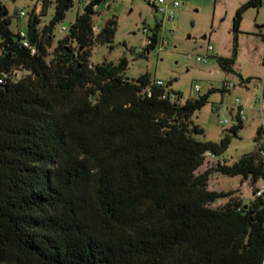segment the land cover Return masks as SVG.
Listing matches in <instances>:
<instances>
[{"label": "trees", "instance_id": "obj_1", "mask_svg": "<svg viewBox=\"0 0 264 264\" xmlns=\"http://www.w3.org/2000/svg\"><path fill=\"white\" fill-rule=\"evenodd\" d=\"M108 1L88 0L56 41L75 0H55L45 24L52 2L42 0L18 32L0 0V264H264V195L245 204L210 190L215 172L264 180L260 145L201 172L206 154L222 157L244 123L203 141L194 116L216 90L185 100L150 73L129 79L126 57L93 63L94 48H113L118 30L116 18L96 30ZM262 4L237 10L234 53L216 58L224 72H234L244 14ZM159 33L158 24L140 57ZM261 137L259 129L257 144Z\"/></svg>", "mask_w": 264, "mask_h": 264}, {"label": "rangeland", "instance_id": "obj_2", "mask_svg": "<svg viewBox=\"0 0 264 264\" xmlns=\"http://www.w3.org/2000/svg\"><path fill=\"white\" fill-rule=\"evenodd\" d=\"M8 8L15 32L26 31L30 14L34 8L38 13L43 9L42 0H2ZM179 2L175 21L170 22L158 14L146 0H109L97 8L94 17L96 29L103 28L105 22L116 18L118 30L111 45H98L94 48L92 62L118 63L126 57L129 68L126 76L137 79L150 73L155 80L168 85L182 94L184 99H194L209 94L210 102L194 116L195 123L205 135L203 141L219 142L232 122L236 111L232 108L239 99L245 108L247 120L238 137L234 138L229 150L219 161L233 164L245 155L256 153L259 143L255 142L260 129V104L264 85V0L259 9L251 8L244 14L241 33L238 36V51L233 73L224 72L217 57L231 58L234 53L233 20L237 10L249 0H166ZM44 24L49 23L55 12V0H51ZM88 0H75L74 7L66 14L63 22L56 27V41L64 38L79 15L85 11ZM25 12L26 17L18 18L17 14ZM160 25L159 44L147 58L139 55L148 46L149 36ZM263 27V28H261ZM148 28L149 33L144 29ZM67 32L63 33L62 30ZM56 44V43H55ZM209 47L214 49L208 51ZM202 56L208 62L199 61ZM250 79L248 84L242 83ZM231 84V86H230ZM200 87L198 92L196 88ZM226 92L221 90L226 89ZM216 109H218L216 111ZM206 167L201 169L205 172ZM210 190L234 192L245 204L253 201L251 181L243 177H229L219 172L212 175ZM219 201L216 206L225 204Z\"/></svg>", "mask_w": 264, "mask_h": 264}, {"label": "built area", "instance_id": "obj_3", "mask_svg": "<svg viewBox=\"0 0 264 264\" xmlns=\"http://www.w3.org/2000/svg\"><path fill=\"white\" fill-rule=\"evenodd\" d=\"M146 1L158 14H162L165 19H167L170 22L175 21L177 10L180 8L179 2H167L166 0H146ZM26 16L27 14L25 12H22L20 14V17H26ZM96 30L98 31V29ZM62 32L65 33L67 32V30L63 29ZM144 32L148 34L149 29L148 28L144 29ZM22 35L24 36L25 33L22 32ZM150 44H152V41L149 38L148 45ZM208 51L210 53V52H213L214 49L212 47H209ZM198 60L204 63H207L208 57L202 56V57H199ZM263 64H264V61H263ZM158 84L164 85L162 81H159ZM196 90L199 92L200 87L197 86ZM259 104H260V116H261L260 130L262 133V137H261L258 153L261 159L264 160V95H263V89H262L261 99L259 100ZM232 110L236 111V118L233 119L232 122L226 121V122L221 123L223 127H225L226 125H230V128H231V127L237 126L240 123H244L247 120L246 115H245V108L243 107L242 102L239 99L236 101V104L232 108ZM219 162L220 161L211 152H208L206 154V162H205L204 167H206L208 170L209 168L217 167ZM251 189L256 198L262 197L264 195V180H260L256 184L251 183Z\"/></svg>", "mask_w": 264, "mask_h": 264}, {"label": "water", "instance_id": "obj_4", "mask_svg": "<svg viewBox=\"0 0 264 264\" xmlns=\"http://www.w3.org/2000/svg\"><path fill=\"white\" fill-rule=\"evenodd\" d=\"M261 28H263V27H261Z\"/></svg>", "mask_w": 264, "mask_h": 264}]
</instances>
